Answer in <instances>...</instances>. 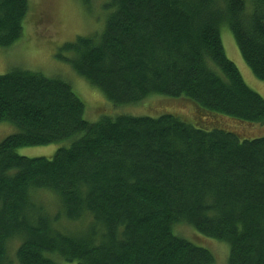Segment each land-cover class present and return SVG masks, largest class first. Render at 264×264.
<instances>
[{
    "label": "trees",
    "instance_id": "trees-1",
    "mask_svg": "<svg viewBox=\"0 0 264 264\" xmlns=\"http://www.w3.org/2000/svg\"><path fill=\"white\" fill-rule=\"evenodd\" d=\"M107 6L102 30L65 43V60L114 106L156 99L172 112L89 122L63 78L1 74L0 122L17 131L0 142V264H215L208 248L174 233L180 224L226 243L228 264H264V135L252 136L264 99L219 32L228 26L264 81V0ZM28 9V0H0V47L21 36ZM63 140L49 158L17 153Z\"/></svg>",
    "mask_w": 264,
    "mask_h": 264
},
{
    "label": "rangeland",
    "instance_id": "rangeland-1",
    "mask_svg": "<svg viewBox=\"0 0 264 264\" xmlns=\"http://www.w3.org/2000/svg\"><path fill=\"white\" fill-rule=\"evenodd\" d=\"M245 1L249 8L252 0ZM28 2L29 9L23 20L21 36L12 45L0 47V75L13 68H22L40 72L45 76L63 78L84 102V118L89 122H96L102 116L114 117L122 114L157 116L168 110L166 106L160 109L158 103L161 102L156 99L139 105L114 106L99 89L77 76L65 60L71 56L69 51L63 49L65 43L72 42L77 35L86 36L102 30L111 11L107 6L110 0H92L89 6L83 4L81 0H28ZM219 32L228 59L236 65L245 83L264 99V81L255 77L242 59L228 26L221 25ZM171 103L174 112L184 116L190 115L189 105L175 100H171ZM16 131L17 128L13 124L0 122V142ZM255 131L257 135L252 136L264 135V126H257ZM69 143L70 140H63L44 146L21 147L17 149V153L26 157L49 158L59 147L67 146ZM44 200L49 201L48 198ZM190 227L180 224L176 230L174 229V233L208 248L214 255L215 264H228L226 243L204 237ZM59 263L76 264L66 261Z\"/></svg>",
    "mask_w": 264,
    "mask_h": 264
}]
</instances>
